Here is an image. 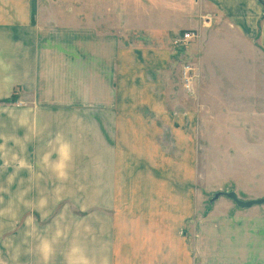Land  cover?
<instances>
[{
  "label": "rangeland",
  "instance_id": "374dc122",
  "mask_svg": "<svg viewBox=\"0 0 264 264\" xmlns=\"http://www.w3.org/2000/svg\"><path fill=\"white\" fill-rule=\"evenodd\" d=\"M52 1L71 7L74 26L103 18L109 29L119 20L104 16L106 6L124 2ZM86 6L88 17L79 14ZM96 7L104 8L103 17H97ZM129 34L126 47L144 61L138 51L143 48L133 46L135 32ZM179 36L171 39L163 72L140 64L145 71L128 73L125 67L115 78V96L109 84L103 110L21 113L17 107L33 103L32 96H20L23 103L14 94L3 101L9 110L0 117L8 139L0 144L7 150L0 152V264H75L93 253L96 238H108L102 233L111 228L125 240L130 226L150 231L158 221L154 200L166 195L179 200V228L169 231L199 246L200 264L258 262L257 249L264 250V205L239 208L215 195L264 198V78L260 94L253 79L264 77V57L256 53L261 61L256 57L252 66L247 57L254 54H245L243 42L225 38L231 45L214 46L212 39L182 42ZM153 47L147 50H159ZM131 57L136 59L128 52ZM186 64L198 75L190 92L181 80ZM246 71L248 78H241ZM19 118L25 127L35 123L24 129L23 145L16 140ZM60 143L71 150L62 178L52 167ZM167 220L177 226L170 216ZM41 240L50 243L47 256Z\"/></svg>",
  "mask_w": 264,
  "mask_h": 264
},
{
  "label": "crops",
  "instance_id": "0c3cea01",
  "mask_svg": "<svg viewBox=\"0 0 264 264\" xmlns=\"http://www.w3.org/2000/svg\"><path fill=\"white\" fill-rule=\"evenodd\" d=\"M43 1L0 0L1 118L9 110L3 101L12 94L17 95L19 103L24 101L20 96L33 97V103L26 108L17 107L21 113L71 111L73 107L103 110L108 107L105 93L109 84L115 96V78L125 73V67L128 73L133 68L145 71L140 64L147 65L149 70L151 67L164 71L171 58V39L178 32L179 40L184 33L192 32L196 35L193 41L212 39L214 46L231 45L225 38L243 42L239 44L248 50L245 54H254L247 57L254 63L252 66L259 54L264 57V0H116L117 5L109 10L106 6L107 13L103 14L118 17V27L112 26L113 29L104 27L103 18L95 24L74 26L70 6L57 7L52 0ZM87 6L80 8L81 16L88 17ZM103 11L104 8L96 7L95 14L103 17ZM133 32L138 41L133 46L143 48L144 52L138 51L144 61L137 59L131 51L133 47H126L127 40L130 41L127 37ZM152 46L159 48L151 50L158 56L154 59L147 50ZM128 52L136 59H127ZM248 75L246 71L241 78ZM263 78L260 74L253 77L257 79L256 94L262 93ZM2 123L0 144L6 145L7 132L4 133ZM30 125L35 127L34 120ZM26 127L23 118L16 119V140L20 145L24 144ZM0 152L6 153V146ZM153 207L158 221L150 226V231L130 226L125 240L111 228V233H102L108 238H96L95 251L86 253L88 264H200L199 246L190 245L186 237L169 231L179 228V200L169 201L166 195L165 199L154 200ZM168 216L176 227L166 223ZM257 252L256 264H264V250L262 254L260 249Z\"/></svg>",
  "mask_w": 264,
  "mask_h": 264
},
{
  "label": "clouds",
  "instance_id": "9594fccd",
  "mask_svg": "<svg viewBox=\"0 0 264 264\" xmlns=\"http://www.w3.org/2000/svg\"><path fill=\"white\" fill-rule=\"evenodd\" d=\"M57 153L58 159L52 167L56 175L62 178L67 174L68 164L71 160V150L67 144L60 143ZM39 248L45 256H47L51 251V246L48 240H41ZM75 264H88V262L85 257L80 256Z\"/></svg>",
  "mask_w": 264,
  "mask_h": 264
},
{
  "label": "built area",
  "instance_id": "2783aa9c",
  "mask_svg": "<svg viewBox=\"0 0 264 264\" xmlns=\"http://www.w3.org/2000/svg\"><path fill=\"white\" fill-rule=\"evenodd\" d=\"M196 35L192 32H187L182 35V42H189L192 39H194ZM197 72L196 69L188 64L184 65L182 68V73H181V80H182V85L185 90L190 92L193 90V86L195 82L197 81Z\"/></svg>",
  "mask_w": 264,
  "mask_h": 264
},
{
  "label": "water",
  "instance_id": "95a60500",
  "mask_svg": "<svg viewBox=\"0 0 264 264\" xmlns=\"http://www.w3.org/2000/svg\"><path fill=\"white\" fill-rule=\"evenodd\" d=\"M220 195H224L230 200H232L235 205L239 208H251L256 205H264V198L254 199L249 201H241L238 199L237 195L234 192H227V193H216L215 197L218 198Z\"/></svg>",
  "mask_w": 264,
  "mask_h": 264
},
{
  "label": "bare ground",
  "instance_id": "6f19581e",
  "mask_svg": "<svg viewBox=\"0 0 264 264\" xmlns=\"http://www.w3.org/2000/svg\"><path fill=\"white\" fill-rule=\"evenodd\" d=\"M196 68V67H195Z\"/></svg>",
  "mask_w": 264,
  "mask_h": 264
}]
</instances>
